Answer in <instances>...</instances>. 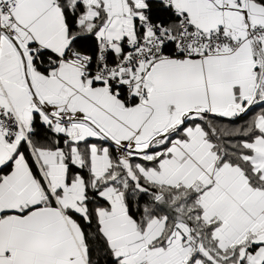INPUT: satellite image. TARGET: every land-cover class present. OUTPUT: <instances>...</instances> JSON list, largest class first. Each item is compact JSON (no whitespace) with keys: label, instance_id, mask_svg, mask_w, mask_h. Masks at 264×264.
Listing matches in <instances>:
<instances>
[{"label":"snow or ice","instance_id":"obj_1","mask_svg":"<svg viewBox=\"0 0 264 264\" xmlns=\"http://www.w3.org/2000/svg\"><path fill=\"white\" fill-rule=\"evenodd\" d=\"M0 264H264V0H0Z\"/></svg>","mask_w":264,"mask_h":264}]
</instances>
